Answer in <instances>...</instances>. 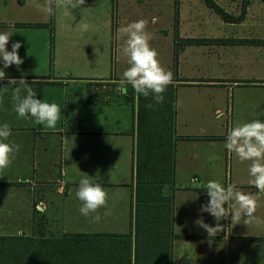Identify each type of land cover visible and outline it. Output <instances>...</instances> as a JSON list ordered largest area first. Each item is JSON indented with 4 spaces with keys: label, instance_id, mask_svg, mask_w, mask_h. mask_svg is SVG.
<instances>
[{
    "label": "crops",
    "instance_id": "obj_1",
    "mask_svg": "<svg viewBox=\"0 0 264 264\" xmlns=\"http://www.w3.org/2000/svg\"><path fill=\"white\" fill-rule=\"evenodd\" d=\"M165 1L168 6H162ZM212 1L233 17L245 2ZM51 17L33 0H0V32H14L6 48L11 51V44L20 42L23 59L19 68L4 69L6 78L0 80V124L8 123L12 133L5 142L20 146L9 167L0 170V235L126 236L133 264L137 97L134 90L130 101L128 93L113 94L112 82L128 67L117 29L145 19L150 46L173 73L176 99L185 89L217 88L218 101L208 102L214 113L225 107L230 116L220 123L223 132L216 137L223 151L215 156L207 143L214 135L204 132L209 121L192 106L186 114L176 108L174 181L163 189L173 196L171 264H264V193L250 184L251 161L241 162L234 153L230 163L225 158L229 129L264 121V0H246L243 17L233 21L204 0H85L67 10L57 0ZM84 23L87 31L80 30ZM187 38L202 41L187 43ZM9 79L26 80L36 98L60 105L55 129L17 116L12 93L18 85L8 84ZM198 142L208 148H195ZM219 170L221 184L258 194L256 220L233 225L229 216L219 221L224 231L208 235L196 222L215 227L217 221L199 213L198 202L207 196L199 190ZM186 171L188 184L181 179ZM84 175L108 194L99 222L78 211L75 192Z\"/></svg>",
    "mask_w": 264,
    "mask_h": 264
},
{
    "label": "clouds",
    "instance_id": "obj_2",
    "mask_svg": "<svg viewBox=\"0 0 264 264\" xmlns=\"http://www.w3.org/2000/svg\"><path fill=\"white\" fill-rule=\"evenodd\" d=\"M60 2L67 10L83 5L85 0H60ZM33 3L47 16H52L57 0H44L42 4L33 0ZM151 22L156 23L157 18L153 17ZM148 23V20L140 19L121 25L117 29L116 38L122 40L120 54L126 58L128 64L118 82L117 91L121 95H127L130 85L136 94L144 97L152 95L155 103L160 104L164 100L163 93L174 79L173 73L161 66L156 50L150 46L152 35L147 31ZM79 27L81 31H87L89 25L84 23ZM9 29H14V25L9 24ZM13 34L11 30L0 32V63H2L0 80L6 78L4 69L12 65L19 68L23 63V59L18 55L20 42H13L11 51L6 48ZM8 84L18 85L13 88L12 100L13 110L19 118H31L46 129L56 128L61 118L59 104L36 98L37 93L24 79H9ZM22 90L26 95H21ZM148 107L153 105L149 104ZM11 134L8 123L0 124V170L9 167L20 148L19 145L5 142ZM225 148L230 153H234L241 162L251 161L248 169L252 177L250 184L258 190V193H264V121L253 120L229 129ZM205 187L209 200L201 206L200 211L209 213L217 223L215 227L204 223L202 219L196 223L206 230L208 235L224 231V226L219 221L228 219L229 216L233 225L241 221L247 225L256 220L254 213L258 194L244 193L234 184L229 183L225 186L215 180H209ZM75 196L81 202L78 208L80 214L86 218L91 216L92 222H99L101 216L98 210L106 206L108 199L104 188L99 183H93L88 175H84L79 180ZM93 213L95 215H92Z\"/></svg>",
    "mask_w": 264,
    "mask_h": 264
},
{
    "label": "trees",
    "instance_id": "obj_3",
    "mask_svg": "<svg viewBox=\"0 0 264 264\" xmlns=\"http://www.w3.org/2000/svg\"><path fill=\"white\" fill-rule=\"evenodd\" d=\"M204 2L227 21L233 17L212 0ZM187 43L201 39L187 38ZM176 60V53L174 56ZM174 60V62H175ZM133 89L126 98L130 101ZM176 85L170 84L164 100L136 94L135 207L133 264H171L174 237L173 196L164 193L175 171ZM152 104L153 107H148ZM201 196L206 189L199 190ZM130 239L121 235H63L44 237L0 235V264H130Z\"/></svg>",
    "mask_w": 264,
    "mask_h": 264
},
{
    "label": "rangeland",
    "instance_id": "obj_4",
    "mask_svg": "<svg viewBox=\"0 0 264 264\" xmlns=\"http://www.w3.org/2000/svg\"><path fill=\"white\" fill-rule=\"evenodd\" d=\"M169 1H165V2H161L162 6L165 5H169ZM53 18V15L52 17ZM113 36L115 37V33L113 32ZM118 82L119 81H113L112 82V87H113V94L115 95H120V93L118 94L117 91V87H118ZM222 87V86H219ZM131 86H128V92L131 91ZM225 91V90H224ZM221 91L217 90V88H205V89H193V90H188L185 89L183 90V92H181V94L178 95V98L176 99V108L178 110L179 113H184L186 114V112L188 111V107L192 106L191 109H193V111L197 114V115H201L203 116L204 119L209 121L208 124V129L205 132V134H213L214 136L212 137V139L214 138L213 142H207L209 143V151L214 152L215 156L216 153L219 154V156H221L222 153V146L220 143H218L217 138L216 137L219 133L223 132L221 130V126L220 123H222V121L224 120H230L228 119L230 116L227 114L226 108H221L219 113H214V106H212V104H210L208 102V100H212L211 97L214 98L215 101H218L219 98H217L220 95ZM225 93V92H224ZM226 96V100H231V94L227 95L224 94ZM207 103V104H204ZM203 103L202 106L203 108H199V104ZM231 102H229L230 104ZM217 106V105H215ZM195 148H208L207 144L205 142L203 143H196L195 144ZM230 152L227 150L225 153V158L228 161L227 163H230ZM224 155V153H223ZM229 169L227 168V173ZM223 170H219L218 172L215 171L214 176H212V178L216 181H219L222 179L223 177ZM184 182H186L188 184V179H189V173L188 171H186L184 173V177L181 178Z\"/></svg>",
    "mask_w": 264,
    "mask_h": 264
},
{
    "label": "built area",
    "instance_id": "obj_5",
    "mask_svg": "<svg viewBox=\"0 0 264 264\" xmlns=\"http://www.w3.org/2000/svg\"><path fill=\"white\" fill-rule=\"evenodd\" d=\"M208 200H209V197H208V196H203V197L199 200V202H198V211H199V213H201V214H209V213H207V212H201V211H200L201 206L204 205V204H206V203L208 202Z\"/></svg>",
    "mask_w": 264,
    "mask_h": 264
}]
</instances>
